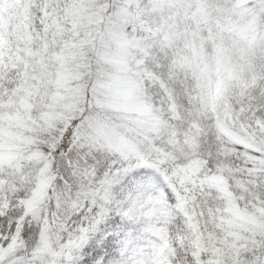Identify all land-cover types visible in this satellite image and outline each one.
I'll list each match as a JSON object with an SVG mask.
<instances>
[{
    "label": "snow or ice",
    "instance_id": "obj_1",
    "mask_svg": "<svg viewBox=\"0 0 264 264\" xmlns=\"http://www.w3.org/2000/svg\"><path fill=\"white\" fill-rule=\"evenodd\" d=\"M0 264H264V0H0Z\"/></svg>",
    "mask_w": 264,
    "mask_h": 264
}]
</instances>
